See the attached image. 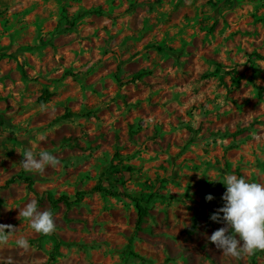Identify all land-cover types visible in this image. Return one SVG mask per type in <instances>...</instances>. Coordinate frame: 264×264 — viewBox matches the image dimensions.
<instances>
[{
  "label": "rangeland",
  "instance_id": "obj_1",
  "mask_svg": "<svg viewBox=\"0 0 264 264\" xmlns=\"http://www.w3.org/2000/svg\"><path fill=\"white\" fill-rule=\"evenodd\" d=\"M0 116V223L15 229L0 261L264 264L207 239L220 179L264 184V0H0ZM29 149L59 163L27 171ZM17 174L32 190L5 184ZM96 184L120 194L51 204ZM132 197L148 207L138 229ZM30 199L51 234L18 215Z\"/></svg>",
  "mask_w": 264,
  "mask_h": 264
},
{
  "label": "clouds",
  "instance_id": "obj_2",
  "mask_svg": "<svg viewBox=\"0 0 264 264\" xmlns=\"http://www.w3.org/2000/svg\"><path fill=\"white\" fill-rule=\"evenodd\" d=\"M22 154L21 164L25 170L37 174L46 166L59 163L58 158L47 150L34 153L29 149ZM220 180L226 185L221 196L224 203L210 214L209 219L222 223L223 226L214 230L207 239L223 253L236 258L242 253L252 254L256 250H264V184L248 181L235 174H228ZM205 199L211 201L212 194H207ZM18 215L27 218L31 228L37 233L48 235L56 229L52 211L40 210L36 199H30L19 209ZM14 230L11 224L0 223V243L6 242ZM16 244L25 249L29 247V241L23 237ZM0 264L13 262L9 257L0 261Z\"/></svg>",
  "mask_w": 264,
  "mask_h": 264
},
{
  "label": "trees",
  "instance_id": "obj_3",
  "mask_svg": "<svg viewBox=\"0 0 264 264\" xmlns=\"http://www.w3.org/2000/svg\"><path fill=\"white\" fill-rule=\"evenodd\" d=\"M257 57H262L260 54L254 53ZM144 71H138L134 74V78H139L143 75ZM262 90V86H257V91L260 94ZM51 92H49L47 89H43L42 94L39 96V100L40 101H44L46 100L48 97H50ZM69 115V113L67 112L65 114V116ZM8 123L7 118L0 116V127L5 124ZM16 180H20V181H24L27 185V187L32 190V177L28 174H17L14 175L12 177H10L9 179H7L5 181V184H9L11 182H14ZM90 192H100V193H105V194H111V195H119L120 192L117 190H112L109 188H106L104 186H102L101 184H96L94 186H92L90 189L88 190H77L74 195L73 198H70L68 195L66 194H62L60 195L58 198L54 199L51 201V204L53 206H56L60 201L63 202L66 206H70L73 203H77L80 202L82 200V198ZM133 201H134V205L135 208L137 210V217H136V221H135V228L138 229L140 228L141 223L143 222L145 216L148 214V207L143 204L142 202V198L140 197H132ZM197 222H196V218H193L191 221V224L189 226V228L187 229V231L189 233L193 232L196 228ZM48 263V262H47ZM45 263V264H47Z\"/></svg>",
  "mask_w": 264,
  "mask_h": 264
}]
</instances>
